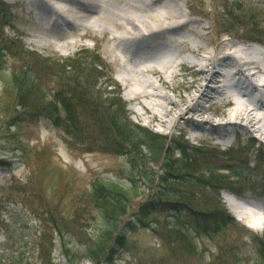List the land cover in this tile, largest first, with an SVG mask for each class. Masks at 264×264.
I'll list each match as a JSON object with an SVG mask.
<instances>
[{
  "label": "rangeland",
  "instance_id": "374dc122",
  "mask_svg": "<svg viewBox=\"0 0 264 264\" xmlns=\"http://www.w3.org/2000/svg\"><path fill=\"white\" fill-rule=\"evenodd\" d=\"M178 2L189 6L185 11L195 12L193 19L211 21L215 30L231 41L251 36H259L264 41V0ZM48 14L51 15L49 10H38L28 0H0V223H8L7 232L0 226V263L264 264L257 238V234L264 235V223L256 221L261 227L253 229L250 221L239 220L225 203L227 199L250 207L253 202L264 200V152L259 154L264 143L259 142V137L255 135L256 142H251L230 134L233 145L228 146L218 141L209 143L205 139L186 137L181 128L172 133L154 126L140 115L142 109L130 98V88L125 83V79L154 81L148 74H136L140 63L126 61L129 69L124 74L119 67L121 61L112 56L115 51L109 37L96 33L84 44L69 48L77 37L61 25H53ZM85 32L88 31L79 33ZM21 49L35 52L42 59L62 57L66 61L77 57L80 63L88 65L100 53L103 70L97 73L98 79L91 81L87 80L88 71L81 69L80 72L76 67L66 74L54 70L44 72L39 69L42 66ZM28 64L32 66V73H37L35 68L40 70L39 84L47 101L54 102L64 91V96L70 93L66 101L71 102L72 111L79 114V118L84 114L88 116L87 127H80L77 119L74 123L73 119L68 121V114L56 100L57 121L62 126L57 125L43 110L39 113L36 102L41 101L32 92L26 93L27 106H21L23 90L17 89L18 82L12 84L11 80H17L13 72L16 67ZM184 78L179 75L175 84L181 93L188 95L191 88L180 84ZM192 78V75L187 76L188 80ZM111 80L122 88L125 110L117 104L115 89L106 87ZM82 81L92 85L85 87ZM156 87L160 92L175 96L172 90L158 83ZM203 106L211 109L213 121H222V113L230 109L219 104L210 106L208 102ZM118 114L121 117L127 114L142 128L136 151L124 147L118 129L108 121ZM95 118V122L91 121ZM208 127L203 129L205 135L211 134ZM225 168V172H220L225 180L219 183L210 185L208 177H201L206 170L214 172ZM182 171H186L188 180L177 185L172 181L178 179ZM110 183L121 184L128 190L136 186L138 190L131 189L126 199L111 192L121 201L117 202L116 209L109 206L108 220H113L109 225L102 220L104 213H108L103 211L104 206L107 207L101 201L104 198L97 199L94 195L108 196L100 187ZM215 185L219 186L218 190ZM226 189L237 190L236 199ZM219 194L221 205L216 204ZM179 200L215 213L213 221H207L206 238L198 241L196 252H191L183 243L179 245V240L161 239L155 230H162L164 224L172 220V214L161 201L175 203ZM255 209L263 215L264 207L258 204ZM224 212L239 222L225 235L218 232L226 225L222 222L226 221ZM15 227H20L18 232H13ZM10 237H13L12 242H8ZM8 243L13 249L4 248ZM11 255H16L18 260L11 261Z\"/></svg>",
  "mask_w": 264,
  "mask_h": 264
},
{
  "label": "bare ground",
  "instance_id": "6f19581e",
  "mask_svg": "<svg viewBox=\"0 0 264 264\" xmlns=\"http://www.w3.org/2000/svg\"><path fill=\"white\" fill-rule=\"evenodd\" d=\"M178 1L28 0V3L38 10H49L53 25L72 31L77 40L70 42L69 48L84 44L96 33L109 37L124 74L129 69L126 61L139 62L136 74H148L154 81L125 79V83L130 88V98L142 109L140 115L154 126L172 133L181 128L186 137L228 146L232 145L230 134L234 133L251 142H256V135L264 143V51L250 49L246 40L236 43L225 38L211 21L193 19L195 12L185 11L189 6L184 7ZM85 30L88 32L79 33ZM238 44L244 45L243 51L231 52L232 46ZM185 53L192 56L187 58ZM181 70L187 73L181 74ZM179 75L185 77L180 84L191 88L188 95L181 93L175 84ZM188 75L193 78L188 80ZM156 83L172 90L175 96L160 92ZM204 102L230 109L222 113V121H213V112L203 106ZM208 126L211 134L205 135L203 129ZM258 204L264 207V200L253 202L256 207L231 201L227 205L239 220L250 221L253 229H259L261 226L255 222L264 223V211L260 215L255 209ZM257 238L264 235L257 234Z\"/></svg>",
  "mask_w": 264,
  "mask_h": 264
},
{
  "label": "trees",
  "instance_id": "16d2710c",
  "mask_svg": "<svg viewBox=\"0 0 264 264\" xmlns=\"http://www.w3.org/2000/svg\"><path fill=\"white\" fill-rule=\"evenodd\" d=\"M254 35H256L255 32H254ZM253 37L261 38L259 36H253ZM21 50L25 55H30L32 59L35 60V63H37L40 67L42 66V68H39V69L44 72H50V70H54L57 72L62 71L63 74H66V73H71L72 71L76 70L74 68L76 67V68H79L78 70L80 72H82L81 69H84L89 72V75H88L89 77L88 79L86 78L88 81H91L94 78L98 79L99 76H97V73L101 74V70H100L101 63L99 62V57L97 56H95L96 57L95 60H91L90 65H88L86 62L80 63L77 57L67 59L66 61L62 59L61 57L60 58L56 57L52 59L51 58L42 59V57L35 52H31L29 50H24V49H21ZM96 59L98 60V62ZM53 65H56V67H53ZM62 67L65 70L64 69L62 70ZM31 69H32V66L28 64L27 67L18 66L13 70V72L15 73L17 77V80L15 82L11 80V82L12 84L18 82L16 85V88L19 90L21 89L23 90L22 92L23 94H20L21 106L23 105L25 107L27 106L26 102L28 101L26 100V93L32 92L36 96V98L43 103L42 104L41 102L40 103L36 102L39 113H41L43 110L44 111L43 113L47 116V118H49L53 122L55 121L57 125L62 126V124L57 121L58 113L55 112L56 111L55 105L58 102L60 104L61 110L68 114V121L73 119L72 122L74 123V121H76L77 119L80 122L79 123L80 127L83 125L87 127L90 123V121L87 120L88 116L84 114V115H81V118H79L80 115L76 114L74 110L72 111L73 105L71 104V102L66 101L67 97L70 96V93L64 96V94L66 93V91H64L58 98H56L57 102L56 100L54 102L53 101L48 102L47 101L48 97L46 93L44 92V89L42 88V86L39 84L40 81L42 80L40 70L35 68L37 73H32ZM1 76L3 77L2 73H1ZM3 79L5 78L3 77ZM11 82L9 79L7 80L8 84H10ZM82 82L85 87L92 85V83H87L86 81H82ZM96 85H95V88H96ZM111 86L112 87L115 86L114 92L117 97L116 99H118L117 104L120 105L122 109L125 110L124 101L121 97V89L118 87V84H116L115 82L110 81L106 84V87H111ZM94 120L96 121V118L92 119L91 121L95 122ZM108 121L111 122L110 124L113 126L114 129L116 128L118 129V135L121 136L122 139L120 137L119 138L121 139L120 141L124 143V147L134 148V151H136L135 147L138 145L139 143L138 139H140L142 135L139 129H142V128L138 124L133 123L132 120L129 119V116L127 114H125L124 117H121V114H118L108 119ZM152 153L154 154L153 151H151V154ZM218 171L214 170L213 172L212 170H206L203 174H201V177L203 179L208 177L210 180V182L208 183L210 185L219 183L221 179L225 180V178H223L221 173ZM185 172L186 171L180 172L178 179L173 180L172 182L177 183V185H181L185 183L186 180H188L187 175L184 174ZM215 187L217 188V190L219 189L218 185H215ZM100 188L103 191H106L108 196L100 195L99 193H95L94 196H97V199L104 198V199H101V201L104 204H106L107 207L104 206L103 211L104 210L108 211V213H104L105 214L104 217L102 215L103 217L102 220L104 221L105 224L107 223L110 225L112 224L113 220L111 219L108 220L111 214V210H109L110 208L109 206H111V209L112 208L116 209L119 207L117 202L121 201L114 195H119L121 196V198L126 199L129 197V193L131 189L137 191L138 187L132 186L130 190H128V189H125L121 184L110 183L108 184V186H101ZM111 192L114 193V195H112ZM168 193H171V192H168ZM168 193H166V195L172 197V195ZM180 199L183 200L184 198H180ZM181 200L175 203L166 202V201L164 203V201H161V204L165 205V209L169 213L172 214V218H171L172 220L166 222L164 226L162 227V230H157V229L155 230L157 234L161 237V239L163 240L166 239L168 242H171L170 239H173L174 241L179 240V245L183 243L184 245H187L190 248L191 252H196L198 249V245H197L198 241L206 238V229L208 228L206 225L207 221L208 220L213 221V218L215 217V213L212 214L210 209H196L195 207L193 208L191 206L192 204L191 202L182 203L180 202ZM216 201L218 202V205H219L218 197L216 198ZM199 216H203L205 218L204 219L198 218ZM224 216L226 217V221L223 219L222 222H224L226 225L222 229L218 230V232L225 235L227 234L228 230H232L234 226H238L237 225L238 222H236L231 215L226 214L225 212H224ZM7 225L8 223H5L4 221L1 222L0 224V226L5 229V232L8 231ZM19 229L20 227H15L13 232H18ZM172 232L174 236H172ZM11 238L13 237H10L8 242L13 241V239ZM23 239H24V236L22 235V240ZM258 241L261 244V250H259V252L261 251V253H263V262H264V239H258ZM7 248L13 249V247L10 246L9 243L7 244ZM24 249H25L24 257H26V248L24 247ZM68 255H69V252H68ZM10 260L16 261L18 259L16 255L15 256L11 255Z\"/></svg>",
  "mask_w": 264,
  "mask_h": 264
}]
</instances>
